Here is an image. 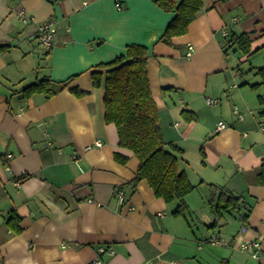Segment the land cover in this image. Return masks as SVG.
Listing matches in <instances>:
<instances>
[{
	"label": "crops",
	"instance_id": "1",
	"mask_svg": "<svg viewBox=\"0 0 264 264\" xmlns=\"http://www.w3.org/2000/svg\"><path fill=\"white\" fill-rule=\"evenodd\" d=\"M173 16L154 0H0V264H92L102 246L104 264H264V0H204L186 33L159 41ZM49 20L44 48L36 32ZM229 31L245 32L252 53L224 52ZM134 43L148 49L166 148L178 149L194 186L187 214L174 215L145 179L127 184L138 159L105 121L104 87L92 85L95 66ZM43 78L71 79L51 96L22 97ZM219 120L227 127L216 131ZM211 186L244 205L217 216ZM255 239L258 258L240 249Z\"/></svg>",
	"mask_w": 264,
	"mask_h": 264
},
{
	"label": "trees",
	"instance_id": "2",
	"mask_svg": "<svg viewBox=\"0 0 264 264\" xmlns=\"http://www.w3.org/2000/svg\"><path fill=\"white\" fill-rule=\"evenodd\" d=\"M154 1L161 10L174 13L158 39L171 43L174 35L187 32V26L196 18L204 0ZM228 38L224 52L227 53L229 48L235 46L242 54L252 53L251 40L245 32L229 31ZM148 58V49L144 45L138 43L127 45L125 52L115 59L95 66L103 70L91 72L92 85L104 87L105 121L116 126L119 145L133 151L138 159L136 174L127 184L134 189L140 180L145 179L152 191L158 197H162L166 204H175L172 211L174 215H182L188 208L185 197L193 191L194 186L185 171L179 167V159L175 154L178 149L172 144L169 145L170 149L166 148L167 143L159 123V110L148 82L146 69ZM70 79L54 81L43 78L23 87L19 92L22 97H29L35 93L51 96L66 87ZM72 90L77 96L83 93L77 88ZM182 115L186 120L196 118V113L189 110H183ZM115 158L122 163L126 160V156L119 153L115 154ZM257 184H264V164L257 175ZM211 187L213 189L208 203L217 216L222 215L224 211H236L244 205L245 201L239 196H234L223 189L216 194L215 186ZM12 228L16 232L20 230L16 226Z\"/></svg>",
	"mask_w": 264,
	"mask_h": 264
},
{
	"label": "built area",
	"instance_id": "3",
	"mask_svg": "<svg viewBox=\"0 0 264 264\" xmlns=\"http://www.w3.org/2000/svg\"><path fill=\"white\" fill-rule=\"evenodd\" d=\"M119 8V6H118ZM17 17L23 22H28V19L30 17L27 15V13L24 11V9H20L16 13ZM54 35H55V21L49 20L42 24H40L37 28L36 32V39L38 42V45L44 48H50L52 44L54 43ZM193 46L190 44L188 45V51L187 55H189L190 51L192 50ZM219 101V98H211L207 97L206 102L208 105H216ZM232 112L236 114L237 119L241 120L243 118L242 113L239 110V107L236 105H233ZM227 127V124L223 120H219V122L216 125V131H219L221 129H224ZM118 202H122L124 198V193L119 190L118 192ZM215 243H219L218 240H214ZM261 248V244L258 240H251L247 242H243L240 245V249L249 255L253 256L254 258H258L257 252ZM107 251L106 248L98 247L97 255L96 257L91 261L92 264H104V261L101 259L102 253H105Z\"/></svg>",
	"mask_w": 264,
	"mask_h": 264
},
{
	"label": "rangeland",
	"instance_id": "4",
	"mask_svg": "<svg viewBox=\"0 0 264 264\" xmlns=\"http://www.w3.org/2000/svg\"><path fill=\"white\" fill-rule=\"evenodd\" d=\"M232 53V52H231ZM241 65V68H245V70L248 68V66L246 65V64H244V62L243 63H241L240 64ZM189 155L191 156V159L192 160H194V159H196L197 158V155H196V153H191L190 151H189ZM194 158V159H193ZM209 190V189H208ZM232 211V210H231ZM188 212H186L185 214H187ZM187 216V215H186ZM215 230V232L217 233V234H219V229H218V227L217 228H215L214 229Z\"/></svg>",
	"mask_w": 264,
	"mask_h": 264
}]
</instances>
